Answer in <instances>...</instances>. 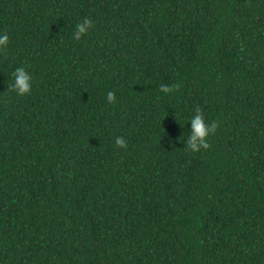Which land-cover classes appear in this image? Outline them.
Wrapping results in <instances>:
<instances>
[{
  "label": "trees",
  "instance_id": "1",
  "mask_svg": "<svg viewBox=\"0 0 264 264\" xmlns=\"http://www.w3.org/2000/svg\"><path fill=\"white\" fill-rule=\"evenodd\" d=\"M5 33L0 264H264V0H0Z\"/></svg>",
  "mask_w": 264,
  "mask_h": 264
},
{
  "label": "clouds",
  "instance_id": "2",
  "mask_svg": "<svg viewBox=\"0 0 264 264\" xmlns=\"http://www.w3.org/2000/svg\"><path fill=\"white\" fill-rule=\"evenodd\" d=\"M94 21L90 17H84L81 21H78L74 26L73 39L76 41L81 40V38L89 32L92 28ZM9 43V36L5 34H0V50H5ZM11 82L8 88L17 94L28 93L32 88V75L24 66L15 67L12 70ZM178 87V85H167L161 84L160 88L163 92L168 93L172 91L173 88ZM114 99L113 93H108V100ZM188 124H190V129L187 133V140L185 142L186 150L196 153L200 152L202 149H208L209 137L215 134L219 122L216 120L209 121L204 112L200 107L194 109V113L189 117ZM170 142L171 139H170ZM115 145L118 148H125L127 146V141L123 136H116Z\"/></svg>",
  "mask_w": 264,
  "mask_h": 264
}]
</instances>
